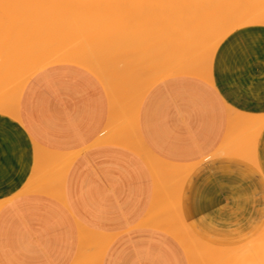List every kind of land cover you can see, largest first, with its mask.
I'll use <instances>...</instances> for the list:
<instances>
[{
	"label": "crops",
	"instance_id": "0c3cea01",
	"mask_svg": "<svg viewBox=\"0 0 264 264\" xmlns=\"http://www.w3.org/2000/svg\"><path fill=\"white\" fill-rule=\"evenodd\" d=\"M207 64L199 75L184 70L169 77L165 70L138 111L131 107L143 151L129 147L127 135L112 138V93L93 70L62 61L31 74L18 117L0 112V264H88L96 252L81 255L82 230L107 242L99 264H191L181 242L153 226L159 216L147 219L157 194L150 157L186 170L181 176L188 171L178 204L195 236L223 242L256 231L264 220V125L253 160L235 155L238 145L228 140L241 139L243 114L264 118V27L234 31ZM119 97L124 110L131 97ZM39 147L65 155L39 150L40 157ZM46 153L52 161L45 162ZM56 184L59 193L45 192ZM168 185L166 192L180 190ZM243 252L233 251L231 260L264 264V254Z\"/></svg>",
	"mask_w": 264,
	"mask_h": 264
},
{
	"label": "bare ground",
	"instance_id": "6f19581e",
	"mask_svg": "<svg viewBox=\"0 0 264 264\" xmlns=\"http://www.w3.org/2000/svg\"><path fill=\"white\" fill-rule=\"evenodd\" d=\"M38 1H40V0H38ZM48 1L49 2H53L54 5L52 7H50L52 5V3H50L51 5L48 6L49 5L47 3ZM78 1H80V2H78ZM78 1H76V0H45V2L43 4L46 5V3H47V6L50 9L48 10L47 6H46V8L44 7L48 11L44 10L47 13H44L45 15H43V17H41L40 14H42V13L39 14L38 8L35 9V7H34L35 5L36 6H40L39 5L40 3L39 2L36 3L35 0H0V32L4 33V35H2V33H1V35L3 37L0 35V37H1L0 38V53H1L0 54V66L6 60H8V61H13V59L21 60L20 64L22 65V67H20V68L26 74V77L24 78L25 81L27 80V78L31 74H33L34 72H36L40 68L48 66V65L56 63V62H62V61L76 62V63H79V64H81V65L93 70L95 72V74L98 75L99 78L103 79V81L106 83L107 87L109 88L108 89L106 87L107 90H109L110 93L114 94V96H112V94L111 95L108 94V98H109V95H110L111 96L110 99L112 98L111 100H113V101H111V103H113V104H111V106H109L112 109L113 113H110L108 115V117H110V115L113 114L112 116H114V117L111 116V119L113 118L112 122L114 120H115V122L112 125H113V127H115V126L118 127V129L117 128H113L112 125H110L111 122L110 121L108 122L109 125L112 127L110 129V128H108L109 127L108 126L107 127L108 130H112V129H116L117 130V132H115L116 130L114 131L115 133H113L112 138L113 139H117L119 136H120L119 138H121V137L123 138L125 135H127V136L129 135V137H127V136H126L127 138L125 137V139H129L130 138L128 140L129 142H127V145L129 147H131V148H135L137 150H142V151H143V147L144 146L141 147L140 145L141 144L145 145V144L141 143V142H143V140H141L139 142L140 137L136 133L138 131V129H137L138 127L137 128L135 127V124H136L135 122H136V120L138 118V115H137V112H135V111H138V109H139V106L141 104V100H142V98L144 96L143 95V93H144L143 91H144L145 87L151 86L152 83H155V81L158 80V78L160 77L159 75L161 73L165 72V70H167V72H165V73H167L166 75L169 76V77L173 76L176 73H179L181 71L183 73V71H184V67L183 66L184 65L188 66L189 68H192V66H194L193 67L194 68L193 72L196 73V75H199L197 73H200L201 70L205 69L208 66L207 63H209V61L212 59V57L214 56L215 52L217 51V48L220 45V43L228 35H230L234 31H236V30H238V29H240L242 27H245V26H250V25H252V26H264V11L263 10L260 11V9H262V6H264V3H259L260 5H258L257 7L255 6L256 7L255 8V7H253V4H251V3H253V1L250 2V0H249V2H250L251 5L249 4L248 1L246 2L245 0H121V1L118 0V1H120V4L124 7V9L127 11V12L123 13V15L125 14V17L122 16L123 19H125V18H127V19L123 21L124 23L123 22H121V23L124 24L123 27L129 28L130 31L126 30V31H128V33L125 34L124 33L125 32L124 28L122 30L120 29V31H124L123 32L124 35L122 34V36H123L122 39L123 40L121 41V40H119V38H121V37H119L117 35L118 33L116 34V32H114L115 31L114 30L113 32L117 36L114 37L115 39L112 38L114 40V42H113L112 40L110 41L111 35L107 36V34H108L107 32L109 30L111 31L113 29V26L110 27L111 25L109 24V27L112 28V29L103 28L102 30H100V31H105V32L108 30L106 33L102 32V33H104V35L102 36L101 39L97 38V37H99L100 33L96 29L99 34H98V36H95V34H97V33L94 32L95 33L94 36L96 37V38L94 37L95 38L94 40L98 41L97 43H99L98 44L99 46H100V43H102L101 45L107 44L109 42H112L113 44H118L119 43L120 45H116V47H117V49H119L118 48V46H119L121 48L120 51L117 50V49L115 50L116 47H114V45L112 46V44L109 43V44H107L109 49H114V50L112 52H110L111 50L110 51L107 50L108 47L105 48L108 52L111 53L110 55H107L109 53L106 52V50H104L103 47L101 46L99 48V49H102V51H103V53H102V51H100L101 52V54H100L101 56L100 57H102V54H103V58L101 59L99 57V53L100 52L98 54H96L97 50H99L98 48L95 47V46H98L97 43H95V45L93 46V47H95L94 49L92 47L93 50L90 48L92 50L93 55L95 57L97 56V58H93L92 55H91V52H88V49H87V51H79L81 49H79L76 46L77 44L75 45L77 48L76 47L74 48V46H73V47L69 48V50H65L66 48L63 49V47H61V48L59 47V49H55V50H52V51L47 49V50H45V52L43 51V52H38V53H36L38 50H36L34 48L33 49L26 48L27 50H21V49L19 50V49H17L16 46H18V45H16V43H17V40H19L20 37H22L23 39L24 38L28 39V38H30L29 36H31L30 39L33 40L32 38L39 37L38 35H40L41 32L45 33L46 31H49V32H46L49 37H51L53 35H55V36L56 35H61L62 31H60V29L63 28V24L62 23L60 24L62 27L60 26V28H58L59 31L57 29V27H59V25H57V27L55 28V29H57V31H56L54 29V27L51 28L52 25H50V23H48L50 21V18L45 20L46 17H44V16H46V14H49L48 12H51V16L53 15L52 12L53 13L55 12V15L52 16V18H54V16H55V21L53 20V23H56V21H57V23L59 24V21L61 22V18L59 19V21L57 20V18L59 17L57 15V12L60 10L59 7L66 8V6L68 5L66 9H69V7L70 8L72 7V11H73V5H75L74 3L77 2V4L79 6L85 5L84 7L87 8L86 10H88L89 13L93 14V11H94L93 17H95V18L97 16L96 14H98L100 11L102 12V10L105 9V6H107L109 8H113L112 5L114 4L115 6L119 7V4H116L117 0H114V1H116L114 3L111 0H109V1L107 0V1H104V2H102L103 0L102 1H100V0H85L87 3H84L83 0H78ZM81 1L84 4H81L82 3ZM56 2H59V4H57ZM61 2L63 3V5H60ZM98 2L101 5V6L99 5V7H97L98 6ZM101 2L104 5H102ZM77 4L74 7L76 9H77V7H79V6H77ZM92 4L95 7H97V8H95V7L91 8ZM244 4L246 6V9L247 8L249 9V7H247V5H250V8H252V9L255 8V10L251 9V10H249L250 12H246V13L242 12L240 14H238V13L236 14L235 12H236L237 8L239 9V5H241L240 6L241 9L242 8L244 9L245 8ZM64 5H65V7H64ZM254 5H257V2ZM23 6L26 7V8L23 9ZM55 6H57L56 8H59V10H57L55 8ZM259 6H261V7H259ZM21 7L23 9V13H20L21 12ZM88 7H89V9H88ZM123 7L120 6V8H122V10H123ZM114 8H115L114 11H116L117 7H114ZM120 8L117 9V10H120ZM66 9L63 10L62 15L64 14V11H66ZM83 9H85V8H82V11H83ZM98 9H100L99 12L95 13L96 11H98ZM113 9H111L112 12L110 11V9H108V11L106 13L102 12V14L104 13V14H107V15L110 14V12H111L112 16L111 15L109 16L110 19H107L108 16L106 15L107 16L106 17L107 20L111 21V20H113V19H111V17L112 18L116 17V16H113V14H112L113 13ZM256 9H258V10H256ZM91 10H93V11L90 12ZM70 11H71V9H70ZM128 11H130V12L128 13ZM131 11H132V16L135 15L134 12L137 13L136 14V18H135V16H134V19L130 18L131 17L130 16L131 15ZM239 11H240V9H239ZM40 12H42V11H40ZM73 12H70V13H73ZM75 12L78 13V9L75 10ZM26 14H27V20L28 21H29L28 17H30L31 14H33V16H31L30 21L32 20V18L34 16L36 17V19H37V17L40 18V19L41 18L44 19V21H46V24H48L50 26V28L53 29L52 32H54V33L50 32L51 31L50 28L46 29V27H45L46 24H45V22H43L42 19H41L42 22L45 24L43 26L40 25L41 20H40V23H39V21L35 20V18H33V19L35 21H38V23H35L32 20L33 23L32 22H31V24H28V23L26 24L25 23L26 24L25 25L21 21L23 19H25V15ZM29 14H30V16H28ZM91 14H88V15L90 16ZM59 15L61 16V12L59 13ZM88 15H87V17H89ZM99 15H101V14L99 13ZM51 16H49V17H51ZM72 16H73V14H72ZM78 16L81 18L80 15H78ZM117 16H118V14H117ZM61 17L63 18V20L69 21V20H66V18H65L66 15H65V17L64 16H61ZM69 17H71V14H70ZM84 17H86V15H84ZM75 18L77 19V16ZM80 18H78V19H80ZM104 18H105V15H104ZM71 19H72V17H71ZM106 19H104V20H106ZM89 20L90 19H88V22L91 21V20L90 21ZM96 20H97V18H96ZM133 20H135V21H133ZM30 21H29V23H30ZM98 21L100 22V18H98ZM119 21H121V20L119 19ZM50 22L52 23V20ZM76 22H77V27H79L82 24V20L81 19H80V23L81 24L77 20H76ZM20 23H23L27 27H29V25L30 26L32 25V27H29L30 29L26 28L25 26H24V28L28 29L30 32L34 31V30L35 31L31 32V35H30L28 30H23L24 28H22L20 26ZM34 23L37 24V25L39 24L38 26H41V27H38V28L39 29L42 28V29H40V31H36L38 28H37V26H35ZM101 23H105V22H101ZM23 24H21V25H23ZM84 24H85V22H84ZM92 24H94V23H92ZM33 25H34V27H33ZM48 25H46V26H48ZM119 25H121V24H119ZM119 25L117 27H119ZM105 26H106V24H105ZM43 27H45V28H43ZM32 28H34V29H32ZM120 28H122V27H120ZM6 31L8 33H6ZM23 31H24V33H23ZM73 31L75 32V30H73ZM80 31H82V30H80ZM120 31H117V32H120ZM83 32H85V31H83ZM21 33H23L24 36L20 35ZM88 33H89V31H86V33H84L83 36L84 35H85V37L90 36L89 35L90 33L89 34ZM63 36H64V34H63ZM104 36H106V37H104ZM113 36H115V35H113V33H112V37ZM68 37L66 35V38H68ZM41 38H43L42 35H41ZM41 38L39 37V39H41ZM55 38L56 37H54V39ZM26 39H24L23 41H25ZM59 39H61V38H59ZM98 39H100L101 41L98 40ZM117 39H118V43L116 42ZM179 39H182V40L180 41ZM47 40L50 41V38H48ZM56 40H57V38H56ZM69 40H70V37H69ZM23 41L21 40L19 42L23 43ZM62 41L65 42V41H67V39L66 40L63 39ZM86 41H87V39H86ZM189 41L191 43V44L189 43L190 46L187 43ZM205 41L209 42V44H211V45L209 46L208 43H207L208 45H206ZM123 42H125V43H123ZM146 42L152 43L153 47H151V48L145 47L144 48V44ZM179 42H180V45L178 44ZM91 43H90V45H91ZM155 43H157L158 48L161 47V49L164 48L165 50H168V52H167V51H164L162 49L164 52H167V54H166L167 56H164V58H163L162 55H160L161 57H158V58L156 57L157 53H156V51L154 52V50H153L154 46H156ZM186 43H187V45H186ZM65 44H67V43H65ZM162 46H164V47H162ZM179 46H180L181 50H182L183 47L186 50H187L188 47H190L188 49V51L189 50H193V52L191 51V54H190V52H189V54L187 52H185L184 48H183L184 51L183 50L182 51L185 52V54L187 53L188 55H192V56L194 55V58H198L202 54H203V57L201 56L199 59H201V58L205 59V57H207L205 60H203V62H204V64H202L203 66L202 65L200 66V64H201V62H200L199 66L197 68L195 66L196 65L195 63H199V61L198 62H193V58L190 59L187 62V64H183L182 61H179L178 58L175 56V54L176 55H178L179 53L181 54V52H179L180 51ZM79 47H80V45H79ZM84 47H86V45ZM126 50H128L129 53H128V51L126 53ZM115 51L116 52L118 51V53H116ZM157 51H159V50H157ZM194 51H195V54H193ZM173 53H175V54L173 55ZM196 53H198V54L201 53V55L198 56V54H197V56H198L197 57ZM185 54H184V56H185ZM188 55H187V57H188ZM154 57H156L158 59L155 63H152V64L149 63L148 65H144L147 62V59L149 61L152 58L154 59ZM25 58L28 59V60H26L27 63H24L25 62L24 61ZM176 58L179 61V63L177 62V60H175ZM183 58L184 57H182V59ZM185 58H186V56H185ZM182 59H180V60H182ZM22 61H23V63H22ZM20 64H19V66H21ZM23 64H25V65H23ZM1 69L2 68H0V71H1ZM186 69H187V67H186ZM119 71H121V72H119ZM206 71H208V70H206ZM18 72H19V70H18ZM165 73H163V74H165ZM207 76H209V75H207ZM11 77H13L12 74H10V73L6 74L5 76H3V81H0V112H2V113L4 112V113H6L8 115L16 116V118H17L18 117L17 116V112H18L17 108H18V100H19L18 98H19V95L21 93V90H22V87H23L25 81H24V79H21L24 82L22 81L23 84H21V87L18 90L9 91L11 85H14L13 82L15 80L19 79L16 75L13 78H11ZM120 87L124 91L121 90V89L117 90ZM125 88L128 89V91L125 90ZM125 91H126V93L127 92L128 93L126 94ZM118 93H121V94L119 95ZM124 94H126V95H124ZM118 95L119 96L123 95L122 99H124V100H125V98L128 99L127 97H131L133 99V100H131L132 102L130 101L132 106H131L130 103L128 105V103L123 100L126 109L123 110V108H121L120 106L117 108V105H118L117 103L120 102V101L117 102V100H119L121 98ZM124 96H126V97H124ZM114 97L115 98L118 97V98L114 100L113 99ZM110 99L108 101H110ZM136 99L138 100L137 102H135ZM114 101H116V102L114 103ZM109 105H110V103H109ZM124 105L123 106L121 105V106L124 107ZM134 106H135V108L137 110L135 108H131V107H134ZM127 107H128V109H127ZM119 108H121L123 110V112H124L123 114H127L128 115L127 117L124 115V119L122 117L123 114L121 115L122 111H121V109L119 110ZM129 108H131V109H129ZM132 109H135V111H134L135 114H131L129 112V111L132 112L133 111ZM116 110H118V111H116ZM126 110H128V111L126 112ZM109 111H110V109H109ZM250 117H252V116L251 115L248 116V115L243 114L240 124L242 125V127H244V129L247 130V128H251L252 131L248 132L249 130H251V129H249L248 131H246V134L243 135L244 137L240 136L241 139H239V140L237 139L236 140L234 138V139H232V141L228 140V142L231 143L234 140L235 143L236 142L238 143V144H235L233 142L235 147H236V145L240 146L239 149H238V146H237V148H235V149L239 150V151L237 150L238 153H236L235 151L233 152V153H235V155L241 157L242 159L243 158H245V159L249 158V160H253L254 157H255V148L257 146L259 132H260L264 122L262 123V121H263L262 118H261L262 121H260L261 120L260 118H259V121H258L257 119L255 120V118H250ZM118 118L119 119L121 118V119L124 120L123 121V125L120 124V123H122L121 119L119 120V122H117ZM233 124H235V123H233ZM120 126L122 127V129L119 130ZM236 126H237V124H236ZM236 126H234V127H236ZM238 128H241V126L238 127ZM104 129H106V128L104 127ZM232 129H233V127H232ZM237 131H238V129L236 130V132ZM241 131L244 133L245 130L244 131L241 130ZM109 133L110 132H108V134ZM238 133L239 132L235 133L236 136H237ZM96 139H97V137H96ZM233 143H231V146H229V145L228 146L232 147ZM229 147H228V149H229ZM39 148H37L38 152H39V150H44L45 149V147H44V149H43V147H39ZM145 148H147V147L145 146ZM145 148H144V150H145L144 152H146L148 150V149H145ZM44 151H47V150H44ZM49 151H50V149L47 152L49 153ZM53 152L54 151H50V153H53ZM72 152L75 153L76 151L74 152V150H73ZM77 152H78V150H77ZM48 153H46V154H48ZM57 153H59V152H56V155L54 153L53 154L55 156H57ZM146 153H148V152H146ZM36 154H37V156L40 155V157H41L42 151H40L39 153L36 152ZM49 154L47 156H50V157H46V159H45L46 161L42 160V162H44V161L47 162V160L48 161L51 160L49 158H51L52 155H49ZM64 155L60 154L61 157H63ZM147 156H148V154H147ZM150 158L151 159L149 160V162H150L151 167H152L153 172H154L157 194L155 195V197L153 199V203L154 204L151 207V209L149 210L150 216L148 214L147 215V217H148L147 219L152 222L155 219L154 218V219L150 220L152 218V216H155V217L159 216V218H160L159 220L155 219L156 221L152 222L153 226L156 223V225L158 227H161V226L164 227L163 229H166L170 234L175 236L181 242V244L183 245L185 251L187 250V252L190 254V255H188V253L186 252V254L188 255L187 256L188 258H189V256H191V264H201L202 261L205 262V260H209L210 261V260H213V259H214V261H218V260H221V259L224 260L223 259L224 257H222V256H225L227 258L225 259V261H223V263H220V264H229V262L232 261L231 259H232L233 255H234L233 251H231L230 248H228V247H217V246L210 245V244L204 245L205 243L201 244L200 240L189 229V227L186 225L185 221L183 220L181 205H179V204H181V202H180V199H181V188H182V186L184 184L183 181H185V180H183V178L185 177L186 174H188V171H187L186 174L181 176V174H183L184 171L186 172V170L183 171L180 167H177V165H176L177 168L176 167L174 168V167L170 166V164L166 165L165 161H163L161 159H158L156 157L155 158L154 157H150ZM65 159H67V158H65ZM59 160L61 161V159H59ZM56 161L60 162L57 159H56ZM68 161L69 160H67L66 163H68ZM61 162H64V161L62 160ZM47 166H46V168H48ZM182 168H183V166H182ZM165 171H166V173H165ZM62 175H63V173H62ZM179 178L181 179L180 181H179ZM176 179H178V182H176L177 181ZM172 180H173L174 184L172 183ZM168 181L170 183H168ZM181 181L183 183L182 186H181V183H179ZM175 183H179V185L178 184L176 185ZM167 184H169L168 185L169 187L172 185L171 188H173V187L176 188L177 186H179L180 190L179 189L177 190V188H176L175 190L173 189V191H171V192H166L165 187H166ZM57 185L58 184L55 185L56 188L53 185H52L53 186L52 188H50L51 186L47 187L48 191H47V188H45V192H48L49 194H56L58 192V191H56V190H58V186ZM50 190H51V193H50ZM43 191H44V189H43ZM54 191H56V192H54ZM159 203L161 204L160 206H158ZM161 217H163V218H161ZM147 219H146V221L148 222ZM81 234H82V237H81L82 238V240H81L82 241V247L81 248L84 251L86 248L89 249V246H90L91 242H89L90 244L86 245L85 243H86L88 234L85 231H83ZM105 246H106V244L104 245V247L100 248L96 252V255L94 254L95 256H93V259L91 258L92 255L90 256V254H88L89 257L86 258V260L84 258V260L85 261H87V260L89 261V259L91 258L90 261L88 262V264H93L95 261H96L95 264H99L100 260H101V257H102V254L104 252ZM82 250H81V252H82ZM195 253H196V255H195ZM199 253H200V255H199ZM218 256H221V259ZM216 257L218 258V260L216 259Z\"/></svg>",
	"mask_w": 264,
	"mask_h": 264
},
{
	"label": "rangeland",
	"instance_id": "374dc122",
	"mask_svg": "<svg viewBox=\"0 0 264 264\" xmlns=\"http://www.w3.org/2000/svg\"><path fill=\"white\" fill-rule=\"evenodd\" d=\"M76 1H78V0H76ZM84 1V3H87L85 0H83ZM100 1H102V0H100ZM104 1H107V0H103L102 2H104ZM109 1V0H108ZM111 1H113V3L114 2H116V1H114V0H111ZM121 1V0H120ZM120 1H118L117 0V3L116 4H119V7L118 6H115L113 3V8L114 7H117V9H119L120 8V6L121 7H123L121 4H120ZM246 2L248 1L249 2V0H245ZM244 1V2H245ZM251 1H253V3H251V4H253V7H257L258 5H260L259 3H264V0H250V2ZM260 1V2H259ZM262 1V2H261ZM35 2L36 3H40L39 5L41 6H34L35 7V9H37L38 8V10H39V14L40 13H42V14H40L41 15V17H43V15H45L44 13H47V12H45V11H48L50 8L48 7V6H50L51 4L50 3H52V5L50 6V7H52L54 4H53V2H47L49 5L47 6V3H46V5H44L43 3L45 2V0H40V1H38V0H35ZM78 2H80V1H78ZM82 2V1H81ZM89 2V1H88ZM101 2V4L102 5H104L103 3ZM119 2V3H118ZM250 2H249V4H250ZM257 2V5H254L255 3ZM57 4H59V2H56ZM83 2L81 3V4H84ZM75 5H73V11H72V7L70 8L69 7V9H66L67 8V6H66V8H63V7H59L60 8V10H59V8H56L57 6H55V8L57 9V10H59L58 12H57V15L59 16L58 18H57V20L59 21V19L61 18V22L59 21V24L57 23V21H56V23H53V20L55 21V16H54V18H52V16L53 15H55V12L53 13L52 12V16H51V12H48L49 14H46V16H44V17H46L45 18V20L46 19H48V18H50V21L52 20V23L49 21L48 23H50V25H52L51 26V28L52 27H54V29L57 27V25H59V27H57V29L58 28H60V24L62 23L63 24V28L62 29H60V31H62L61 33V35H53V36H51V37H49L48 35H47V33L46 32H49V31H46L45 33L43 32H41L40 33V35H38L40 38H41V35L43 36V38H41V39H39V37H36V38H32L33 40H31L30 38H31V36H29L30 38H28V39H26V38H24V39H26L25 41H23L24 39L22 38V37H18L19 38V40H17V43H16V45H18V46H16L17 47V49H21V50H27L26 48H31V49H36V50H38L36 53H38V52H45V50H55V49H59V47L61 48V47H63V49L64 48H66L65 50H69V48H71V47H73L74 46V48L77 46L79 49H81V50H79V51H87V49H88V52H91L92 53V50L96 47V48H100L101 46L103 47V49L104 50H106L105 48H107L108 47V45L107 44H109V43H111L112 44V46L114 45V47H116V45H120L119 43H118V39H117V43L118 44H113L112 42H109V43H107V44H103V45H101L102 43H100V46L98 45L99 43H97L98 41H96V40H94L96 37L95 36H98V34L100 33V35H99V37H97V38H102V36L104 35V33H106L105 31H100V30H102L103 28H105V29H112V28H110V27H112L113 26V29L110 31H108L107 33V36L109 35H111V38H110V41L112 40L113 42H114V40L113 39H115L114 37H116L117 35L119 36V37H121V38H119V40H123L122 38H123V36H122V34H123V32L125 33V34H127L128 33V31H130L129 30V28H126V27H123L124 26V20H126L127 18H125V19H123V17L122 16H124L125 17V14L123 15V13L124 12H127L125 9H124V7H123V10H122V8H120V10H117L116 9V11H114L115 10V8L113 9V8H109V7H107V6H105V9H103L102 10V12H107L108 11V9H110V11H111V9H113V16H116V17H111V19H113V20H107V19H110L109 18V16L111 15V12H110V14H102V12L100 11L99 12V10L101 9H98V11H96L95 13H100L101 15H99V13L98 14H96L97 16H96V18H97V20H96V18L95 17H93V14H94V9L93 10H91L90 12H92L93 11V14H91V13H89V11L88 10H86L87 8L86 7H84L85 5H81V6H79L78 4H77V2L76 3H74ZM76 4H77V6H79V7H77V9H78V13H76L75 12V10H77L76 8H74L75 6H76ZM96 4V3H95ZM250 4V5H251ZM44 5V6H43ZM56 5V4H55ZM60 5H63V3L61 2L60 3ZM99 2H98V6L97 7H99ZM242 5V4H241ZM241 5H239V9H240V11H239V9L237 10L236 9V14L238 13V14H240V13H242V12H250L249 10H251L252 8H250V5H247V7H249V9L247 8L246 9V6H245V4H244V6H245V8L243 9H241L240 8V6ZM46 6L48 7L47 9L48 10H46L45 8H46ZM59 6V5H58ZM91 6V5H90ZM101 6V5H100ZM43 7V8H42ZM45 7V8H44ZM64 7H65V5H64ZM93 7H95L93 4H92V7L91 8H93ZM97 7H95V8H97ZM104 7V6H103ZM252 7V6H251ZM255 7V8H256ZM259 7H261V6H259ZM26 7H24L23 6V9H25ZM54 8V7H53ZM54 8V9H55ZM82 8H85V9H83V11H82ZM108 8V9H107ZM255 8H253L254 10H255ZM23 9H22V7H21V12L20 13H23ZM33 9V8H32ZM53 9V10H54ZM55 9V10H56ZM64 9H66V11H64V14L62 15V12H63V10ZM70 9H71V11H70ZM88 9H89V7H88ZM252 9V10H253ZM259 9V8H258ZM258 9H256V10H258ZM45 10V11H44ZM62 10V11H61ZM68 10V11H67ZM82 12H81V11ZM97 10V9H96ZM105 10V11H104ZM261 10H263L264 11V6H262V9H260V11ZM40 11H42V12H40ZM239 11V12H238ZM61 12V16H64L65 17V15H66V20H69V21H65V20H63V18L59 15V13ZM70 12H73V13H70ZM121 12V13H120ZM130 11H128V13H129ZM69 14V15H68ZM70 14H71V17H72V19H71V17H69L70 16ZM72 14H73V16H72ZM80 15L81 16V18L78 16V15ZM88 14H91L90 16L88 15ZM117 14H118V16H117ZM135 14V15H134ZM134 16H135V18H136V14L137 13H135L134 12ZM77 16V19L75 18L76 16ZM84 15H86V17H84ZM87 15L89 16V17H87ZM99 15V16H98ZM104 15H105V18H104ZM108 16V18L106 19V17ZM28 16H30V14L28 15ZM31 16H33V14H31ZM31 16L30 17H28L29 18V21H30V18H31ZM49 16H51V17H49ZM83 16V17H82ZM112 16V15H111ZM131 17L130 18H132V19H134V16H132V11H131V15H130ZM57 17V16H56ZM92 19H91V18ZM33 18H35V20H38L39 21V23H40V20L42 19H40V18H38L37 17V19H36V17L34 16ZM32 18V20L35 22V23H38V21H35L34 19ZM74 18V19H73ZM78 18H80L81 20H82V24L80 23V19H78ZM90 19L89 21L91 22H88V19ZM98 18H100V22L98 21ZM102 18V19H101ZM121 20V21H119V19ZM26 19V20H25ZM25 19H23L21 22H23L24 24L26 23H28V24H31V22L33 23V21L31 20L30 21V23H29V21L27 20V14L25 15ZM84 19V20H83ZM86 19V20H85ZM104 19H106V20H104ZM117 19V20H116ZM43 20V22H45V24H46V21H44V19H42ZM42 20H41V23H40V25L41 26H43V25H45L43 22H42ZM76 20L81 24L79 27H77V22H76ZM115 20V21H114ZM48 21V20H47ZM75 21V22H74ZM108 21V22H107ZM110 21V22H109ZM133 21H135V20H133ZM84 22H85V24H84ZM98 22V23H97ZM101 22H105V23H101ZM117 22V23H116ZM119 22V23H118ZM121 22H123V23H121ZM23 23H20V26L22 27V28H24V26L26 25H24ZM34 23V24H35ZM92 23H94V24H92ZM114 23V24H113ZM21 24H23V25H21ZM88 24V25H87ZM101 24V25H100ZM105 24H106V26H105ZM109 24L111 25L110 27H109ZM113 24V25H112ZM117 24V25H116ZM119 24H121V25H119ZM39 25V24H38ZM37 24H35V26H37V28L38 27H41V26H38ZM46 25H48V24H46ZM45 25V27H46V29L47 28H50V26L48 25V26H46ZM75 25V26H74ZM119 25V27H117ZM73 26V27H72ZM99 26V27H98ZM104 26V27H103ZM126 26V25H125ZM26 28H28V29H30L29 27H32V25L30 26L29 25V27H27V26H25ZM33 27H34V25H33ZM45 27H43V28H45ZM62 27V26H61ZM84 27V28H83ZM96 27V28H95ZM109 27V28H108ZM120 27H122V28H120ZM245 27H255V26H252V25H250V26H245ZM244 27V28H245ZM261 27H264V26H261ZM36 28V27H35ZM50 28V32H52L53 31V29H51ZM72 28V29H71ZM75 28V29H74ZM93 28V29H92ZM119 30H118V29ZM124 28V31H120V29L122 30ZM28 29H23V30H28ZM32 29H34V28H32ZM39 29V28H38ZM36 30V31H40V29H42V28H40L39 30ZM57 29H55L56 31H57ZM87 29V30H86ZM99 31V33H98V31ZM104 29V30H105ZM117 29V30H116ZM241 29V28H240ZM22 30V29H21ZM49 30V29H48ZM54 30V31H55ZM73 30H75V32L77 33H75ZM80 30H82V31H80ZM115 30V31H114ZM126 30H128V31H126ZM239 30V29H238ZM29 31V30H28ZM35 31V30H34ZM34 31H31V32H34ZM45 31V30H44ZM58 31H59V29H58ZM67 31V32H66ZM83 31H85V32H83ZM86 31H89V35L91 36H87V37H85V35L83 36V34L84 33H86ZM116 32V34H114V32ZM117 31H120V32H117ZM237 31V30H236ZM5 32V31H4ZM31 32L29 31V34L31 35ZM97 33V34H95V33ZM102 32H104V33H102ZM122 32V33H121ZM1 33L2 32H0V35H1ZM6 33H8L7 31H6ZM23 33H24V31H23ZM23 33H21L20 35H23L24 36V34ZM52 33H54V32H52ZM70 33V34H69ZM92 33V34H91ZM102 33V34H101ZM110 33V34H109ZM112 33H113V35H115V36H113L112 37ZM121 33V34H120ZM63 34H64V36H63ZM94 34H95V36H94ZM121 36H120V35ZM2 35H4V33H2ZM1 35V36H2ZM6 35V34H5ZM66 35H67V37L69 36L70 37V40H69V37L68 38H66ZM75 35V36H74ZM78 35V36H77ZM106 35V34H105ZM124 35V34H123ZM101 36V37H100ZM3 37V36H2ZM26 37V36H25ZM33 37V36H32ZM54 37H56L57 38V40H56V38L54 39ZM95 37V38H94ZM104 37H106V36H104ZM1 38V37H0ZM17 38V39H18ZM22 38V39H21ZM48 38H50V41H48L47 39ZM59 38H61V39H59ZM76 38V39H75ZM89 38V39H88ZM93 38V39H92ZM113 38V39H112ZM23 41V43L21 42H19V41H21V40ZM52 39V40H51ZM66 40L67 39V41H62V40ZM86 39H87V41H86ZM100 39H98V40H100ZM105 39V38H104ZM28 40V41H27ZM72 40V41H71ZM92 40V41H91ZM109 40V39H108ZM180 41L182 40V39H179ZM178 40V41H179ZM48 43H47V42ZM70 41V42H69ZM101 41V40H100ZM103 41V40H102ZM92 42V43H91ZM26 43V44H25ZM44 43V44H43ZM53 43V44H52ZM65 43H67V44H65ZM79 43V44H78ZM82 45H81V44ZM90 43H91V45H90ZM95 43H97V45L98 46H95V47H93L94 45H95ZM104 43V42H103ZM122 43V42H121ZM123 43H125V42H123ZM149 43V44H148ZM188 44L190 43V41L189 42H187ZM187 43H186V45H187ZM209 44V42H206L205 41V44L206 45H208ZM60 44V45H59ZM65 44V45H64ZM77 44V45H76ZM146 44V45H145ZM144 44V48L145 47H147V48H151V47H153L152 46V43H150V42H146ZM156 44V46H154V48H153V50H154V52L156 51V57L158 58V57H161L160 55H162L163 56V58H164V56H167L166 54H167V52H168V50H165L164 48H162L164 51H167V52H164L162 49H161V47L160 48H158V45H157V43H155ZM179 45H180V42L178 43ZM191 44V43H190ZM190 44H189V46H190ZM76 45V46H75ZM79 45H80V47H79ZM86 45V47H84ZM148 45V46H147ZM211 44H209V46H210ZM54 46V47H53ZM82 46V47H81ZM111 46V47H112ZM41 47V48H40ZM76 47V48H77ZM84 47V48H83ZM92 47H93V49H92ZM122 47V46H121ZM162 47H164V46H162ZM183 47V46H182ZM188 47V46H187ZM86 48V49H85ZM92 50H91V49ZM113 48V47H112ZM118 48L119 49H117V47L115 48V50L117 49V50H119L120 51V47L118 46ZM143 48V49H144ZM184 48V47H183ZM182 48V50L184 51V49ZM190 47H188L187 48V50L185 49V52H187L188 54H189V52H190V54H191V51L193 52V50H189L188 51V49H189ZM83 49V50H82ZM123 49V48H122ZM159 50V51H157V50ZM179 49H180V46H179ZM107 50H111L110 52H112L114 49H109V47H108V49ZM106 50V52H108ZM181 49H180V51L179 52H181V54L179 53H177L178 55H176L175 53H173V55L175 54V56L178 58V60L179 61H182L183 62V64H187V62L190 60V59H192L193 58V62H198L199 61V63H195L196 65V67L198 68V66H199V64H200V62H201V64H200V66L202 65V64H204V62H203V60H205L206 59V57H205V59H203V58H201V59H199L201 56L203 57V54L201 55V53H196V56H197V54H198V56L199 55H201L200 57H198V58H194V55L192 56V55H188L187 53L185 54V52H183ZM100 51H102V49H99V50H97V53L96 54H98ZM125 51V50H124ZM123 51V52H124ZM127 51L128 50H126V53H127ZM163 51V52H162ZM116 52V51H115ZM162 52V53H161ZM102 53H103V51H102ZM109 53V52H108ZM116 53H118V51L116 52ZM125 53V52H124ZM128 53H129V51H128ZM160 53V54H159ZM1 54V53H0ZM101 54V52L99 53V56H101L100 55ZM184 54H185V56H186V58H185V56H184ZM193 54H195V51H194V53ZM187 55H188V57H187ZM191 56V57H190ZM156 57H154V59L152 58L151 60H149L148 61V59H147V62L144 64V65H148L149 63H155L158 59L156 58ZM182 57H184L183 59H182ZM156 58V59H155ZM177 58L175 59V60H177ZM182 59V60H180V59ZM188 58V59H187ZM26 60H28V59H26L25 58V62L24 63H27L26 62ZM177 60V62L179 63V61ZM21 60H18V59H13V61H8V60H6L1 66H0V68H2L1 69V71H0V81H3V76H5L6 74H12L13 75V77L16 75L19 79H17V80H15L14 82H13V84H14V90L13 91H16V90H18L20 87H21V84H23V82L25 81V77H26V74L22 71V69L20 68V67H22V65L20 64L21 62H20ZM22 63H23V61H22ZM17 64V65H16ZM19 64L21 65V66H19ZM192 64V63H191ZM198 64V65H197ZM4 65V66H3ZM23 65H25V64H23ZM51 65V64H50ZM194 65V64H193ZM142 66V65H141ZM203 66V65H202ZM17 67V68H16ZM184 67V70H191V71H193L194 70V66H192V68H189L188 66H186V65H184L183 66ZM186 67H187V69H186ZM11 68V69H10ZM10 69V70H9ZM17 69V70H16ZM21 69V70H20ZM15 72H14V71ZM18 70H19V72H18ZM22 72V73H21ZM118 72V71H117ZM119 72H121V71H119ZM5 74V75H4ZM23 74V75H22ZM120 74V73H119ZM22 76V77H21ZM13 77H11V78H13ZM21 77V78H20ZM21 79H24V81L23 80H21ZM23 81V82H22ZM22 82V83H21ZM20 83V84H19ZM149 87V86H148ZM148 87H145V89H144V91L143 92H145V90H147V88ZM144 94V93H143ZM139 99V98H138ZM131 100H133L132 98H131ZM135 101V100H134ZM138 100L136 99V101L135 102H137ZM134 105V104H133ZM259 118L261 119H263V121H262V119L260 120V121H262V123L264 122V118L263 117H257V118H255V120L257 119L258 121H259ZM263 125H264V123H263ZM263 127V126H262ZM249 129H251V128H247V130L246 129H244V127H243V131H244V133H243V135L244 134H246V131H248ZM262 129V128H261ZM252 131V129L251 130H249L248 132H251ZM242 135V136H243ZM244 137V136H243ZM247 140V139H246ZM239 149V148H238ZM239 151V150H238ZM246 159H249V158H246ZM262 230V231H261ZM263 230H264V220L263 221H261V223L259 224V227H258V229L256 230V231H254V232H252L251 234H249V235H246V236H244V237H242V238H240V239H226V240H224L223 242H219V241H215V240H213V238H211V237H208V236H205V237H202V236H199V235H196L199 239H200V242H201V244H204V245H206V244H212V245H219V246H228V247H231V251H235V252H237L238 253V255H242V253H244L243 251H248V250H250V249H252L253 250V252L255 253V255H258V257H260L261 255H263L264 254V237H263V235H262V232H263ZM84 230H82V232H83ZM88 234V233H87ZM261 235V236H260ZM81 237H82V234H81ZM104 239H103V237L102 236H100V235H97V234H94V235H89L88 234V237H87V240H86V245L87 244H90L89 242H91V244H90V246H89V249H93L95 252H97L100 248H102V247H104V245L106 244L104 241H103ZM93 241V242H92ZM215 241V242H214ZM203 242V243H202ZM88 248H86L84 251L82 250V252H81V255L82 256H84V254H85V252H86V250H89ZM238 249V250H237ZM243 250V251H242ZM199 252V251H198ZM198 254V253H197ZM95 255H96V253H95ZM195 255H196V253H195ZM199 255H200V253H199ZM222 256V255H221ZM221 256H218L220 259H221ZM232 256V255H231ZM222 257H224L223 259L224 260H218V258L216 257V259L218 260V261H214V259L213 260H205V262H203L202 261V263L201 264H220V263H223V261H225V259L227 258V257H225V256H222ZM229 264H235V262L234 261H230L229 262Z\"/></svg>",
	"mask_w": 264,
	"mask_h": 264
}]
</instances>
